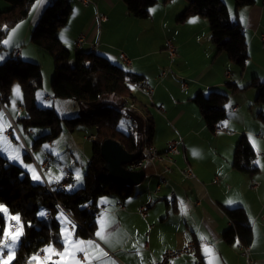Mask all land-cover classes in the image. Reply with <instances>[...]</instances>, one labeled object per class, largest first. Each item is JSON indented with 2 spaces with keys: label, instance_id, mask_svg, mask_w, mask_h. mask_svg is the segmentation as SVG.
Returning a JSON list of instances; mask_svg holds the SVG:
<instances>
[{
  "label": "crops",
  "instance_id": "obj_1",
  "mask_svg": "<svg viewBox=\"0 0 264 264\" xmlns=\"http://www.w3.org/2000/svg\"><path fill=\"white\" fill-rule=\"evenodd\" d=\"M69 1L71 12L68 22L58 32L63 46L68 49L69 45L78 52L93 51L111 63L119 62L123 67L118 56L121 53L126 55L132 63V73L153 88L150 103L155 111L150 112L144 104V95L135 92L136 99L132 102L134 118L140 124L144 123L143 107L147 108L154 124L152 145L160 153H165L169 143L177 138L182 139L183 148L180 155L173 158L174 163L169 165V171H165L158 162L148 163L138 169L144 171L145 179L133 187L134 195L126 201L120 202L113 197L100 199L92 232H77L75 222L67 214H62L61 238L62 232L66 234L65 240L62 239L63 255L57 256L52 248L53 262L44 264H155L165 251L182 249L188 243H193L195 252L176 258L172 264H194L198 259L204 264H264V160L252 161V165L258 168L257 174L253 176L240 173L232 167L241 133L247 137L249 133L262 132L251 139L247 138L254 152H264V122L256 118L253 100L237 99L227 108V118L219 126L222 131L211 134L199 109L191 101L197 94L205 96L212 91L223 92L229 83L242 90L244 87L252 88L249 85L254 79L264 80V0H255L252 6L239 9L235 8L234 0H223L229 10V19L242 26L247 41L249 60L242 73L223 53L217 54L210 40L208 22L204 18L179 20L187 6L185 0H157L149 17L142 20L145 23L130 16L121 0H91L88 7L80 5L78 0H73V3ZM51 2L40 0L30 20L8 33L0 46V63L11 57L21 60L31 57L25 55L30 30ZM8 8L0 0V13ZM97 12L104 13L107 21L99 25ZM126 21L143 28L144 41H159L158 50L142 52L141 38L139 42L135 41L133 48L128 36L130 34L126 33L123 34L124 43L116 44L114 37ZM83 34L85 43L78 49L74 48L73 41ZM168 42L176 51L174 59L170 58L167 51ZM94 44H98L95 50L92 48ZM29 50L31 53L34 51L30 47ZM16 51H19L18 55H15ZM189 55L193 59L192 63L188 61ZM153 56H157L156 59H151ZM183 78L191 83L185 88V93H189L187 101L193 106L188 109L175 96L179 90V79ZM44 97L51 98V91L50 97L43 95L41 99L43 103L53 102L46 101ZM253 97L255 101V93ZM13 103L10 107L12 112L0 105V129L4 135L9 123L15 122L21 115L15 107L19 105L18 102ZM159 108L164 110L163 114L159 113ZM259 112L264 114V108ZM246 122L253 124L254 130H245ZM240 124L243 126L239 127ZM128 125L125 123V126ZM63 134L64 138L72 139V133ZM160 135L165 136L164 146L156 139ZM5 137L15 141L13 135ZM206 143L214 144V151L205 150ZM29 157L35 159L32 153ZM36 162L40 163V167L35 163L38 177L37 172H28L34 183L52 186L70 176L74 186L69 191L77 189V182H74L77 168L70 170L65 166L60 167V164L52 166L40 156ZM45 162L49 163L48 169L42 168ZM188 169L194 179H186L180 174L181 170ZM42 170L46 171L45 174ZM85 170L83 168V175ZM252 181L259 184L256 189H251ZM140 207L146 208L144 217L139 213ZM232 208L244 210L251 228L252 241L247 245L251 263L240 256V247L245 245L239 242L227 244L221 237L230 226L224 209ZM97 232L101 235L97 236ZM45 256L43 252L38 258L44 259Z\"/></svg>",
  "mask_w": 264,
  "mask_h": 264
},
{
  "label": "trees",
  "instance_id": "obj_2",
  "mask_svg": "<svg viewBox=\"0 0 264 264\" xmlns=\"http://www.w3.org/2000/svg\"><path fill=\"white\" fill-rule=\"evenodd\" d=\"M39 1L3 0L9 8L0 13V46L13 28L30 20ZM121 1L129 15L138 20H146L157 2V0ZM185 1L187 6L179 20L184 21L191 17L204 18L208 22L210 40L217 54H225L227 60L242 73L249 60L247 41L242 26L229 19L227 5L223 0ZM254 2L255 0H234L236 9L250 7ZM70 12L69 0H55L50 3L30 30V41L53 58L54 73L50 91L51 98L54 99L51 101L73 100L84 106V114L72 119H63L57 115L54 108H42L37 105L36 94L43 86L39 65L18 57L8 58L0 64L1 107L8 110L13 104L11 91L14 85L20 91L21 103L18 106L22 108V112L15 120L18 131L21 132L19 128L24 131L35 128L48 130L45 136L33 143V147L44 142H54L63 133H73L79 127L95 130L94 134L90 135L94 137L90 140L92 153L83 175L82 185L74 191H69V188L66 192L53 190V193H50L44 183H33L28 173L0 154V242L7 224L6 215L9 218V227L15 225L17 230H21L19 246L15 250L11 264H28L29 261L30 264H34L36 260H32L31 257L39 256L49 246L56 253H61L64 248L61 238L62 214L74 219L77 232L90 233L95 225L97 204L100 199L113 197L124 202L134 195L133 187L115 185L108 178L100 152L103 142L116 141L128 154L141 155L143 142L152 145L154 138L152 118L147 108L143 107L144 139L139 136L137 140L139 122L132 114L134 108L125 103V100L129 104L134 103L136 91L133 85L141 78L113 65L107 58L93 51H76L72 59L70 51L63 46L58 32L66 26ZM249 87L257 90L254 103L264 108V81L254 79ZM227 90L229 95L241 91L235 84L230 83L226 84ZM229 95L225 92L212 91L207 96L197 94L191 99L199 109L205 126L211 132H215V128L227 118ZM113 99H118V102ZM256 118L264 122L262 112H258ZM123 120L129 123L125 132L120 129ZM255 153L248 138L243 135L235 148L232 167L240 173L256 175L258 168L252 165ZM1 209L5 210V213ZM41 212L46 215L41 216ZM224 213L230 221V226L221 235L223 241L227 244L239 242L245 246L250 245L252 231L244 210L224 209Z\"/></svg>",
  "mask_w": 264,
  "mask_h": 264
},
{
  "label": "rangeland",
  "instance_id": "obj_3",
  "mask_svg": "<svg viewBox=\"0 0 264 264\" xmlns=\"http://www.w3.org/2000/svg\"><path fill=\"white\" fill-rule=\"evenodd\" d=\"M55 0H52V2H54ZM91 1V0H90ZM51 2V3H52ZM71 2L73 3V0H71ZM92 2V1H91ZM104 14V13H102ZM140 23H145L144 21L140 20ZM143 28L142 27H136L131 25L130 23H128L127 21L122 23V25L119 28L118 34H116V36L114 37V42L116 44L122 45L124 43V36L123 34H130L128 35L131 38V46L134 48L135 47V41L139 42L138 39H142L143 41L140 42L141 46L143 45L142 48V52H150V51H156L158 50V44L157 42L159 41H144V34L142 33ZM145 43V44H144ZM30 45V46H29ZM30 49H34V51L31 53ZM67 47V45H66ZM71 53V57L72 59H74L75 56V52L77 50H74L73 48H71L69 45L67 47ZM28 49V50H27ZM139 50V49H137ZM25 55L26 56H31V57H27L26 60L29 63H33L36 65L40 66L41 69V74H42V88L37 92L36 94V102L37 105L42 107V108H54L55 112L57 113V115L60 118L63 119H72L75 118L77 116H80L82 114L85 113L84 111V106L82 104H79L73 100H55L53 102L50 103H43L42 102V96L43 95H47L50 97V83L51 80L53 78V73H54V64H53V58L47 54V52H45L44 50H42L41 48H38L36 46H33V44L30 43V36L28 37V46L25 50ZM225 55V54H223ZM157 56H153L151 57V59H156ZM188 61L189 63L193 62V59L191 58V56H188ZM5 62V61H4ZM3 62V63H4ZM0 63V64H3ZM71 65L73 64L72 61L70 63ZM112 64H115L116 66H119L123 69L126 70L125 67H123L119 62H112ZM170 70V69H169ZM253 70H255V67H253ZM191 70H189L188 72H190ZM182 78V77H181ZM178 81V80H177ZM183 81V82H182ZM264 80H262L261 82H263ZM178 92H175V96L176 98L180 99V101H182L183 106L185 109H188L189 107H193L192 104L188 103L187 98H188V94L189 93H185V89H182V83H184L185 85L190 86L191 83L187 78H183V79H179L178 82ZM18 87L16 85H14L12 87V91H11V95H12V100L14 102H18V104L21 103L20 100V91H16ZM179 91L181 92V94H179ZM223 92L227 93L229 95V91L224 90ZM185 93V94H184ZM253 93H255V99L257 96V90L255 88H249L246 89L245 87L242 88V90L240 92H237L236 94H231L229 95V103L227 104V107H229V105L232 104V102L234 101H238L241 99L245 100L247 98H249L252 101V104L254 103V97H253ZM209 94V92L207 94H205V96H207ZM145 97V96H144ZM144 104L146 105V107L148 108V110L150 112L155 111L154 107L151 106V103L149 102V100L146 99V97L144 98ZM238 99V100H237ZM14 104V103H13ZM248 108V106H246V109ZM254 108V114H257L259 112L260 109H262L261 106H258L254 103L253 105ZM9 111L12 112L11 108H9ZM14 122V121H13ZM125 121L123 120V122L120 125V129L122 131H126V126H125ZM10 126L7 127V129L11 130V128H13L12 123H9ZM14 124L16 125V123L14 122ZM142 126V127H140ZM243 125L240 124L239 127H242ZM141 128V132L143 130V122L142 124H138V128ZM255 126L253 124H251L250 122H246L245 124V130H254ZM19 130L21 131L24 141L26 142L28 148L30 149V154L32 153L34 155V158L36 160H38L39 156L41 158H45L48 160V162L52 165V166H57L60 164V167H67L70 170H74V168L76 169V173L74 175V182H77V188H79L82 185V180H83V174H82V170L84 168H87L88 164H89V160L91 158V153H92V145H91V141H87L85 140L87 137H89L90 135L94 134L95 130L93 128H87V127H79L78 129H76L73 133H72V139L70 140V138L68 139L67 137L64 138V134H62L57 140H55L54 142H51L50 144H48V142H44L39 144L38 146L33 147V143L36 142L38 139L42 138L43 136H45L48 133L47 129H42V128H35V129H28L29 131H31V135L30 136H25L24 135V130L22 128H19ZM140 130L138 131L139 133L136 135L137 140H139V134L143 135V132L141 133ZM15 132V131H14ZM211 134H213L212 132H210ZM257 134L261 135L262 132L259 133H249V135L247 134V137L249 139H251L254 136H256ZM141 135V136H142ZM6 135L3 134L2 131H0V154L2 156H4L7 160H9V162L15 164L16 166L20 167L21 169H23L26 173L28 172H37V177L39 175V172L37 170V165H35V163L38 164V166L40 167V163L36 162L35 159L29 157V154L27 153L26 149V145L21 143V140L19 139L17 132H15V134H13V136L15 137V141L13 140H8L6 137ZM243 136V133L240 134L239 140L240 138ZM156 139L158 140L159 144H163L162 146H164V139L165 136L164 135H160L159 139L158 137H156ZM179 139V138H177ZM238 140V142H239ZM19 142V144L17 143ZM214 143V142H213ZM156 148V146H154ZM215 145L214 144H210V143H206L204 145V149L211 152L214 151ZM26 148V149H25ZM157 149V148H156ZM28 156V157H26ZM148 163H144V166H146ZM59 169V167H58ZM45 170H42V173L45 174ZM31 174V173H30ZM41 182H44L41 178H40ZM31 181L34 183V180L31 178ZM53 186V185H52ZM3 212L5 210L1 209ZM5 213V212H4ZM7 218V224H6V228L4 232H8L9 235L8 237L3 236V244H8V245H12L13 241L11 239V236L17 232L21 233V230L18 229L17 231H12V229H10L9 227V218L8 215H6ZM20 238L21 235H19L18 240H17V246L15 248V250L18 248L19 246V242H20ZM66 238V234L64 232H62V239L63 241ZM1 245V242H0ZM48 251H45L46 256L44 259L38 258V260H36V262L34 264H44V262L50 261L53 262V259L51 258V254H52V247L49 246L47 248ZM4 251H6L8 253V248H4ZM15 255V254H14ZM3 259H7L6 257H2ZM13 260V259H12Z\"/></svg>",
  "mask_w": 264,
  "mask_h": 264
},
{
  "label": "built area",
  "instance_id": "obj_4",
  "mask_svg": "<svg viewBox=\"0 0 264 264\" xmlns=\"http://www.w3.org/2000/svg\"><path fill=\"white\" fill-rule=\"evenodd\" d=\"M78 2H80V4H82L84 7H88L91 4L90 0H78ZM96 20L98 21V24L100 25V24L107 21V17L104 14L97 12ZM262 39L264 40V34L262 35ZM84 43H85V36L84 35H79L73 41V45L77 48L81 47ZM97 46H98V44H94L92 47L93 50H95L97 48ZM167 51L169 53L170 58L174 59L176 56V51H175L173 45L169 42L167 43ZM18 53H19V51H16L15 55H18ZM118 59L121 63L124 64V67L126 68L127 71L132 72V70H133L132 63L126 57V55L121 53V54H119ZM226 75L228 76V73ZM133 88L136 92L144 95L147 98V100H149V101L152 100L153 88L144 80L140 79V80L136 81V83L133 85ZM185 88H186V85L184 83H182V89H185ZM44 99L46 101H48V100H53L54 98L44 97ZM125 103L127 105H129L130 108H134L133 103L129 104L126 100H125ZM16 109L19 113L22 112V108L20 106L16 105ZM158 111L160 114L164 113V110L162 108H159ZM11 123L13 125V128H11V130L7 129L5 131V135L8 137H12V135L15 134V132H17V135H18L19 139L21 140V143L26 145L22 133L18 131L16 125L13 122H11ZM221 131L222 130L219 127L215 128V132H221ZM24 135L30 136L31 131L26 130L24 132ZM93 138H94L93 136H89L86 139L88 141H90ZM18 144H19V142H18ZM26 147H27V145H26ZM182 148H183L182 139H177V140H173L169 143L168 149L165 153H160L153 145H149L144 141L143 145H142V150H141V158L138 159L137 161H135L134 163H132L129 166V169L136 171V170L140 169L144 165V163L158 162L164 166L165 171H169V165H172L174 163L173 158L180 155ZM26 151L30 155V149L28 147H27ZM258 159L264 160V152H256L254 154L253 160L256 161ZM48 167H49L48 162H45L44 165L42 166V168H45V169H48ZM180 174L186 179H189V180L194 179V175L189 169L188 170H181ZM70 180H71V177L69 176L64 182L58 183L53 188L46 183H44V184L46 185V187L50 193H53V190H55L56 192H66V191H68L69 188H71L73 186V183ZM162 180H164V179L162 178ZM216 180H218V179H216ZM258 186H259V184L256 181L251 182V189H256ZM139 213L144 217L146 215V208L140 207ZM72 220L74 221V219H72ZM10 228L12 229V231L17 230V226H15V225L10 226ZM144 248L146 249V247H144ZM240 251H241L240 256L245 258L248 263H251V253L249 251L248 246L240 247ZM194 252H195V248H194L193 243H188L182 249L165 251L162 254L161 259L158 262H156L155 264H172L173 260H175L176 258L186 256V255H190ZM41 254L42 253H40L39 255H41ZM6 256H7V252L4 251L3 257H6ZM194 264H204V263L200 259H198Z\"/></svg>",
  "mask_w": 264,
  "mask_h": 264
},
{
  "label": "water",
  "instance_id": "obj_5",
  "mask_svg": "<svg viewBox=\"0 0 264 264\" xmlns=\"http://www.w3.org/2000/svg\"><path fill=\"white\" fill-rule=\"evenodd\" d=\"M100 152L108 178L115 185L135 187L144 181L143 170L129 169V166L140 158V154H128L118 142L111 140L102 143Z\"/></svg>",
  "mask_w": 264,
  "mask_h": 264
},
{
  "label": "snow or ice",
  "instance_id": "obj_6",
  "mask_svg": "<svg viewBox=\"0 0 264 264\" xmlns=\"http://www.w3.org/2000/svg\"><path fill=\"white\" fill-rule=\"evenodd\" d=\"M16 91L18 92L19 89L17 88ZM0 131H2V129H0ZM41 216L46 215L44 212L40 213ZM14 219H18V217H14ZM9 233L8 232H4V236L8 237ZM19 235H21V233L17 232L15 234H13L11 236V239L13 241L12 245H8V244H4L2 246H0V264H11L12 259H14V254H15V248L17 246V240ZM97 236H100L101 233L97 232L96 233ZM79 243L83 244V241H80ZM91 245V241L88 242ZM4 248H8V253H7V259H3L2 257L4 256ZM67 249H65L66 251ZM83 251V249H81ZM45 251H48L47 249ZM58 255H63L62 253H57ZM32 260H38V256H33L31 257ZM85 259H87V256L85 257ZM28 264H30V261L28 262Z\"/></svg>",
  "mask_w": 264,
  "mask_h": 264
},
{
  "label": "bare ground",
  "instance_id": "obj_7",
  "mask_svg": "<svg viewBox=\"0 0 264 264\" xmlns=\"http://www.w3.org/2000/svg\"><path fill=\"white\" fill-rule=\"evenodd\" d=\"M80 5H81V4H80ZM83 35H84V34H83ZM88 39H89V38H88ZM87 41H88V40H87ZM90 45H91V44H90ZM97 47H98V46H97ZM91 50H92V49H91ZM86 64H87V63H86ZM151 101H152V100H151ZM149 102H150V101H149ZM144 122H145V121H144ZM143 126H144V125H143ZM140 132H141V130H140ZM142 132H143V130H142ZM142 132H141V133H142ZM139 135L141 136L142 134H139ZM145 136H146V135H145ZM141 137H142V139H144V138H143L144 135H142ZM141 142H143V141H141ZM167 149H168V148H167ZM166 151H167V150H166ZM159 152H160V151H159Z\"/></svg>",
  "mask_w": 264,
  "mask_h": 264
}]
</instances>
